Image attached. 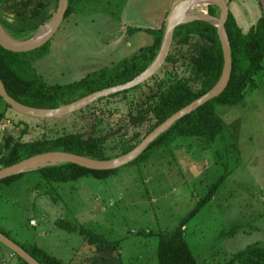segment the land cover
<instances>
[{
	"label": "rangeland",
	"instance_id": "374dc122",
	"mask_svg": "<svg viewBox=\"0 0 264 264\" xmlns=\"http://www.w3.org/2000/svg\"><path fill=\"white\" fill-rule=\"evenodd\" d=\"M179 1L128 0L123 20L154 26L165 3L169 8L162 26ZM228 1L231 10L238 3L254 11L253 18L261 14L257 0ZM200 11V5H194L189 15ZM77 16L62 20L49 41L48 54L36 61V66L47 61L41 69L48 67L52 72L48 83H69L83 76L81 69L74 68L76 56L120 59L151 41L152 36L142 30H138L140 36H133L128 26L116 29L115 23L93 21L87 31L93 35L91 42H73V17ZM247 19L240 18L243 29H247ZM170 51L175 60L165 61L138 86L57 118L23 115L0 99L4 114L0 145L9 134L26 141L78 131L101 139L111 153L118 149L119 140L142 139L148 117L142 126L132 125L131 119L152 103L149 95L180 77L193 82L189 46L172 44ZM215 109L223 130L213 141L179 137L168 146L156 147L147 159L119 167L107 178L82 176L48 183L37 170L25 172L0 189V228L17 243H35L70 264H157L159 232L175 229L222 176L211 199L184 223V237L197 263L224 264L247 244L264 245V59L243 100ZM60 219L73 229L60 225ZM89 234L101 237L92 242ZM0 248L9 264H19L9 248L1 243Z\"/></svg>",
	"mask_w": 264,
	"mask_h": 264
},
{
	"label": "trees",
	"instance_id": "16d2710c",
	"mask_svg": "<svg viewBox=\"0 0 264 264\" xmlns=\"http://www.w3.org/2000/svg\"><path fill=\"white\" fill-rule=\"evenodd\" d=\"M57 1L0 0V23L12 37L27 39L51 18L56 10ZM125 1L68 0L64 19L75 12L89 14L95 11H101L118 18ZM207 11L211 16L218 17L219 15V8L216 5H207ZM164 27L165 24L158 28L128 26L127 32L130 33L137 30H145L150 33L153 37L152 42L110 66L95 69L78 80L64 84L47 83L33 66L37 59L48 53L50 40L40 47L26 52H14L0 46V78L7 93L20 103L36 108H56L101 88L124 83L142 72L159 51ZM225 30L228 35L231 54V74L226 87L216 97L176 120L167 130L150 142L147 148L129 164L147 159L156 147L168 146L179 137H199L213 141L222 132L223 120L216 112V106L239 104L244 98L245 90L254 85V75L262 67L264 59V14L260 15L247 30H243L232 13L229 12L225 22ZM172 44L173 46L188 45L191 49L190 66L194 75L193 82L180 77L149 95L152 103L131 119L132 125L138 126L140 124L139 126H142L144 125L143 121L148 117L149 124L143 136L176 110L207 92L221 75L223 54L217 28L212 23L194 19L177 25ZM174 60V54L170 51L166 61ZM127 91L128 89L109 96ZM0 99L2 100L1 96ZM5 104L10 107L7 103ZM3 116V112H0V118ZM24 131L25 129L21 130L22 133ZM140 140H119L117 142L118 149H112V152L109 153L101 139L92 135L85 136L78 131L53 136L42 135L26 141L9 134L4 137V141L0 145V167L50 150L68 151L105 160L129 151ZM117 169H90L72 162H62L42 166L35 170L46 182L51 183L68 182L82 176L107 178L114 174ZM24 173L21 172L0 179V189L10 185ZM221 181L222 176L211 185L207 194L196 203L175 229L159 232L156 246L157 264H198L185 240L184 223L211 199ZM58 222L66 228L73 229L72 225L62 219ZM80 230L83 232V228ZM0 231L11 238L1 228ZM99 237L101 236L98 234H92L89 240L93 242V240L100 239ZM19 245L41 264H70L35 243H30L27 246ZM15 256L19 264H28L19 256ZM233 262L264 264V245L258 242L247 244L244 248L233 252L224 264H232Z\"/></svg>",
	"mask_w": 264,
	"mask_h": 264
},
{
	"label": "water",
	"instance_id": "95a60500",
	"mask_svg": "<svg viewBox=\"0 0 264 264\" xmlns=\"http://www.w3.org/2000/svg\"><path fill=\"white\" fill-rule=\"evenodd\" d=\"M195 3L216 5L219 8L218 17L211 16L207 11L204 15L197 14L190 16L189 19H182V14L185 9L189 6L194 5ZM67 6L68 0H58L56 10L51 18L45 23L44 26L38 29L31 37L27 39H16L12 37L5 31L0 23V46L14 52H26L40 47L41 45L49 41L56 30L59 28L62 20L64 19ZM228 13L229 9L226 0H180L172 7L167 16L158 53L142 72L124 83L101 88L87 95H84L70 103L61 105L56 108H36L20 103L7 93L5 86L0 78V96L2 100L15 111L34 118H57L75 112L102 97H106L116 92L133 88L154 75L157 70L165 63L166 57L168 56L170 47L172 45L174 30L177 25L181 23L188 22L194 19H201L215 25L217 28V35L220 40L223 54V68L218 81L207 92L195 98L185 106L179 108L170 116H168L164 121L155 126L129 151L119 156L105 160L95 159L68 151H44L25 157L10 165L0 167V179L11 175H16L21 172L35 170L42 166L53 165L62 162H72L86 168L104 170L119 168L134 160L136 157H138V155H140L141 152H143L147 148L150 142H152L160 133L167 130L176 120L180 119L187 113H190L211 98L216 97L226 87L231 74L230 43L225 30V22L228 18ZM211 17L216 20L215 23L210 21ZM45 28L46 31L36 37V34ZM1 31L11 40L5 39L2 36ZM0 243L9 248L13 252V254L19 256L28 264H41L22 246H20L18 243L13 241L1 231Z\"/></svg>",
	"mask_w": 264,
	"mask_h": 264
},
{
	"label": "crops",
	"instance_id": "0c3cea01",
	"mask_svg": "<svg viewBox=\"0 0 264 264\" xmlns=\"http://www.w3.org/2000/svg\"><path fill=\"white\" fill-rule=\"evenodd\" d=\"M226 1H227V4H228L229 12L232 13V15L234 16V18L236 19L237 23L239 24V26L242 29H243V27L240 25V22H239L240 18H244V19H247V17L251 18V19L248 18L247 21H246L247 22V26L246 27L248 29L257 20V18L260 15L264 14V0H257L258 6H259L258 9H259V12L261 14L259 16H257V18L255 17L256 20H255V18H253L254 17V13H255L254 11L251 13L248 8L240 7V5L238 3H235L232 6L233 10H231L230 1H228V0H226ZM165 3L166 4L170 3V1L165 2ZM165 3L160 8V12L157 15L158 17H156L154 26H149V27L138 26V25H135L134 23L124 22L123 18L125 16L124 13L127 10L126 6L128 5V0L125 1L118 18H114V17L110 16L109 14L101 12V11H95V12H91L89 14H81V13H76V12L72 13V14L79 15L77 17H73V42H75V41L80 42L81 40H82V42H85V43H87V42L90 43L91 42V39H92L93 35L90 36V33H87V31H89V27L88 26L91 25V23L93 21L94 22L99 21L98 24H102L103 22H105V23H113V24L115 23L116 24V27H115L116 29L117 28H123L124 26H133V27H141V28H158V27H160V25H161L160 23L163 21L164 15L166 14V11L169 8V6H166ZM251 8H253V7H251ZM251 20H252V22H251ZM83 23H85V25ZM81 26H82V29H81ZM247 29H243V30H247ZM141 32H146V31L142 30ZM137 34H138V36H140L141 35L140 31H138V30L135 31L133 33V36H136ZM132 39L130 40V43H128L129 47L132 46V41H133ZM152 40H153V37H151V41L148 44H150L152 42ZM122 44H124V43H122ZM122 44L120 43V45H122ZM51 49H52V46H51ZM86 55H84V57H82L81 59L76 58L77 56L75 57L77 63H76L74 68L81 69L80 71H83L82 73H84L83 76L86 75L87 73L95 70V69H98V68H101V67H104V66H110L112 63H115V62H117V61H119L121 59V58L120 59H117V58L114 59V58L109 57V59L105 61V59H104L105 57H103V58L102 57L101 58H95V56L92 55V58H89L88 55L87 56ZM73 56H75L74 53H73ZM127 56H129V55H127ZM42 58H40V59H42ZM40 59H37L36 61H38ZM36 61L33 64L35 70L39 74H41V76L43 77V79L45 81L47 80V78L51 79V77H52L51 73L52 72L48 69V67L45 70L41 69V66H45L47 64V61H44V63H45L44 65H41L43 63L42 62L38 66L35 65ZM83 76H81V77H83ZM76 80H78V79H76ZM49 84H56V83H49ZM58 84H64V83H58ZM9 257H12V254H10ZM0 264H9L4 259L3 251H2L1 248H0Z\"/></svg>",
	"mask_w": 264,
	"mask_h": 264
},
{
	"label": "bare ground",
	"instance_id": "6f19581e",
	"mask_svg": "<svg viewBox=\"0 0 264 264\" xmlns=\"http://www.w3.org/2000/svg\"><path fill=\"white\" fill-rule=\"evenodd\" d=\"M200 5V8H201V14L202 15H204V14H206V12H207V7L205 6V8L203 7V5H206L205 3H195L194 5ZM194 5H192V6H194ZM192 6H189V7H187L186 9H185V11L183 12V14H182V19H189L190 18V15H189V13H190V8L192 7ZM198 15H200V14H198ZM210 21H212L213 23H215L216 22V20L214 19V18H210ZM44 31H46V28L45 29H43V30H41L40 32H38L36 35V37H38L39 35H41ZM1 34H2V36L5 38V39H7V40H11L9 37H7V35H5L2 31H1Z\"/></svg>",
	"mask_w": 264,
	"mask_h": 264
}]
</instances>
